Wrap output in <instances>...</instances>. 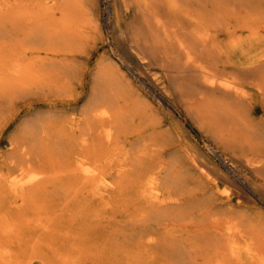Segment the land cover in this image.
I'll return each mask as SVG.
<instances>
[{
    "label": "rangeland",
    "instance_id": "1",
    "mask_svg": "<svg viewBox=\"0 0 264 264\" xmlns=\"http://www.w3.org/2000/svg\"><path fill=\"white\" fill-rule=\"evenodd\" d=\"M52 4L0 11V264H264L253 251L264 258L263 177L120 55L122 0ZM57 27L64 51L54 52ZM52 60L63 67L50 76ZM102 65L119 80L111 126L85 110Z\"/></svg>",
    "mask_w": 264,
    "mask_h": 264
},
{
    "label": "bare ground",
    "instance_id": "2",
    "mask_svg": "<svg viewBox=\"0 0 264 264\" xmlns=\"http://www.w3.org/2000/svg\"><path fill=\"white\" fill-rule=\"evenodd\" d=\"M9 2L0 0V11ZM50 2L53 9L61 6L60 0ZM122 6L124 11L117 15L114 29L125 48H119L120 55L139 63L165 94L181 101L196 121L206 126L227 152L264 179V0H122ZM62 29L53 28L51 32L54 52L64 51L56 47ZM4 30L0 25V53L6 44L2 42ZM253 51L257 56L247 57ZM57 63L52 60L50 76L61 68ZM59 63L62 66L63 61ZM112 71L107 65L100 67L92 100L85 108L108 126L119 122L123 114L117 107L118 75ZM259 111L263 116H257ZM107 137H111L110 131ZM18 148L12 147L11 152ZM212 151L226 164L221 154ZM10 165L19 166L13 160ZM96 171L87 169L93 176ZM36 173L13 179L12 187L24 189L41 176ZM253 251L260 261L264 260L262 250Z\"/></svg>",
    "mask_w": 264,
    "mask_h": 264
}]
</instances>
